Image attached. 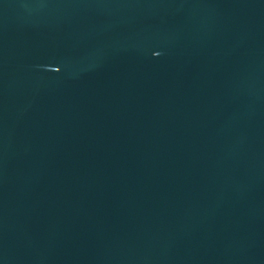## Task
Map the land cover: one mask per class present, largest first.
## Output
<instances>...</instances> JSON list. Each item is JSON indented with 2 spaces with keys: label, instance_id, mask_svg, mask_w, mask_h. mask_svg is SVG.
Instances as JSON below:
<instances>
[{
  "label": "water",
  "instance_id": "water-1",
  "mask_svg": "<svg viewBox=\"0 0 264 264\" xmlns=\"http://www.w3.org/2000/svg\"><path fill=\"white\" fill-rule=\"evenodd\" d=\"M0 264H264V0H0Z\"/></svg>",
  "mask_w": 264,
  "mask_h": 264
}]
</instances>
